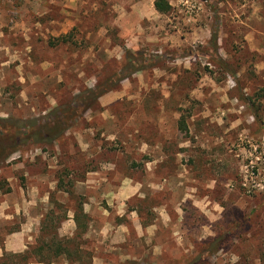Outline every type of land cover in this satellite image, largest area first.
<instances>
[{"label":"rangeland","instance_id":"obj_1","mask_svg":"<svg viewBox=\"0 0 264 264\" xmlns=\"http://www.w3.org/2000/svg\"><path fill=\"white\" fill-rule=\"evenodd\" d=\"M168 1L0 0V134L76 110L0 141V264H264V0Z\"/></svg>","mask_w":264,"mask_h":264},{"label":"trees","instance_id":"obj_2","mask_svg":"<svg viewBox=\"0 0 264 264\" xmlns=\"http://www.w3.org/2000/svg\"><path fill=\"white\" fill-rule=\"evenodd\" d=\"M154 4V8L160 12V13H167L170 9H171V4L169 3L168 0H154L153 2ZM56 41H62L64 42L66 40L65 35L62 36H58L56 38ZM133 55H132V60H133ZM133 68V67H132ZM106 82H110V86L107 88H101L99 86L101 85H97L94 89H90V90H84L82 93H79L77 96H75L74 98V102L75 104H79L81 103L82 100H84L85 98H88L89 103L91 104L93 101L92 100H96V98H98L100 95H102L103 93H105L106 91H108L111 87H114L115 85V81L111 80V79H107ZM105 82V83H106ZM106 87V86H105ZM92 101V102H91ZM85 105H89V104H85ZM70 105H64L60 108H56L54 110H52L49 115H47L44 119H43V123H40L38 119H34V120H29L27 121V123H13L11 124V126H16L20 129H23L24 127L26 128V132H23L22 134L18 135L16 138H14L13 136H11V134H0V141L4 140L7 143L9 141H11L10 145L11 146V150L16 148L18 146V144L20 143H24L25 141H27L28 139H37L38 141L41 139H47V140H53L56 139L57 137H59V135H61L63 133V127H61L59 124L63 121H65L67 118V112L72 114L74 109H70L69 108ZM76 107H78L77 105H75ZM71 110L72 113H71ZM76 111V110H75ZM61 114V116H60ZM50 117H52L53 119V123H54V127L50 128L48 126L49 123V119ZM46 120V121H44ZM63 120V121H62ZM59 121V122H57ZM29 122V123H28ZM57 125V126H56ZM8 127H11L10 125H7ZM29 127V130H27ZM65 129V128H64ZM42 132V135H40V133ZM35 140V141H37ZM82 202H78L77 203V207L75 208L76 210L74 211V215H73V219L75 222H77L79 213H83V207H82ZM212 242H216L215 239H212ZM46 245V249H50L52 242H45L44 243ZM64 252V250L60 249V246H56L53 254L55 256H59ZM14 255V254H13ZM25 257V255H24Z\"/></svg>","mask_w":264,"mask_h":264},{"label":"crops","instance_id":"obj_3","mask_svg":"<svg viewBox=\"0 0 264 264\" xmlns=\"http://www.w3.org/2000/svg\"><path fill=\"white\" fill-rule=\"evenodd\" d=\"M121 227V226H120ZM124 228H122V231ZM16 233V232H15ZM13 233L11 236H7L0 243V258L4 255V253L12 252V253H20L23 252L26 245L24 243L25 234L21 231H18L16 234ZM119 245H124L127 243L126 235H121L119 238ZM124 253H120V259L125 258Z\"/></svg>","mask_w":264,"mask_h":264}]
</instances>
